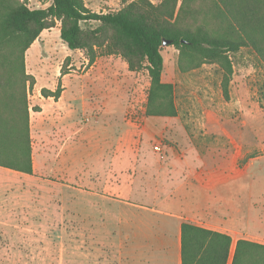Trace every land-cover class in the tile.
Returning <instances> with one entry per match:
<instances>
[{
  "label": "rangeland",
  "instance_id": "rangeland-1",
  "mask_svg": "<svg viewBox=\"0 0 264 264\" xmlns=\"http://www.w3.org/2000/svg\"><path fill=\"white\" fill-rule=\"evenodd\" d=\"M130 1L83 0L96 13H115L124 2ZM148 1L153 5L162 2ZM49 4L38 0L28 2L32 9L46 8ZM96 26L95 23L81 24L82 29ZM36 44L25 55V69L27 74L36 77L39 85H53L64 62V74H113V131L108 134L117 138L140 137L143 145L161 158L169 151H196L202 157L211 156L204 159L208 167H195L198 173L215 169V163L220 162L218 157L238 158L242 169L252 161L257 172L256 187L264 189V184H260L264 180V67L251 50L241 49L227 55L231 65L229 75L219 65L200 59L185 62V71H182L176 48L162 46L161 80L173 86L177 115L158 117L146 115L149 87L146 63L141 71L130 72L121 57L103 56L96 59L95 69L90 70L95 62L90 66L80 51L67 49L59 38V23L43 31V37ZM225 80H228L227 96L223 94ZM83 85L88 86V82ZM92 89L97 97L95 87ZM32 96L33 89L27 94L28 104ZM129 122L136 127L130 132L122 130V124ZM130 146L137 150L136 143ZM155 146L160 148L159 152L154 150ZM175 170L176 181H184L183 166L176 163ZM194 184L187 187L197 186L195 181ZM247 189L246 184L242 185L243 195ZM257 189L253 188L255 197L260 199L261 192ZM64 193L65 205L57 206L61 192L51 182L25 179L0 168V264H121L123 241L117 230L112 227L102 233L103 224L90 219L88 207L74 209L73 191L66 189ZM215 196V191L214 195L209 191L206 200L212 202ZM87 197L82 193V202ZM32 199H40L41 203H32ZM74 214H77L75 218Z\"/></svg>",
  "mask_w": 264,
  "mask_h": 264
},
{
  "label": "crops",
  "instance_id": "crops-1",
  "mask_svg": "<svg viewBox=\"0 0 264 264\" xmlns=\"http://www.w3.org/2000/svg\"><path fill=\"white\" fill-rule=\"evenodd\" d=\"M42 37L43 32L26 53ZM29 75L35 79L28 104L32 175L11 172L51 182L61 192L56 200L60 207L65 205L64 192L71 189L74 209L88 207L90 219L103 224L102 233L112 227L117 230L123 241L121 264H181L180 234L185 223L230 236L231 248L241 239L264 245V189L256 187L252 161L242 169L238 158L218 157L215 169L198 173L195 167H208L204 159L211 156L169 151L161 158L140 137L108 134L113 131V74H56L50 86L39 85ZM58 83L57 98L41 95L42 89L54 93ZM133 127L136 124L123 123L121 129L130 132ZM131 143L137 144V150ZM176 163L185 174L180 183ZM194 181L197 186L187 187ZM253 188L262 198L255 197ZM209 191L212 195L215 191L212 202L206 200ZM82 193L88 196L86 202Z\"/></svg>",
  "mask_w": 264,
  "mask_h": 264
},
{
  "label": "trees",
  "instance_id": "trees-1",
  "mask_svg": "<svg viewBox=\"0 0 264 264\" xmlns=\"http://www.w3.org/2000/svg\"><path fill=\"white\" fill-rule=\"evenodd\" d=\"M38 1L50 4L32 9L29 0H0V168L6 170L32 175L27 94L35 79L26 73L25 54L56 23L62 43L90 66L103 56L121 57L130 72L147 64L148 116L177 115L173 86L161 80L163 40L179 52L182 71L185 62L200 59L230 75L227 55L241 49L251 50L264 67V0H131L115 13L93 12L83 0ZM83 23L97 26L82 29ZM227 85L225 80L224 96ZM59 87L41 95L57 98ZM180 244L181 264H264L263 244L241 239L231 254L230 236L190 223L181 226Z\"/></svg>",
  "mask_w": 264,
  "mask_h": 264
},
{
  "label": "water",
  "instance_id": "water-1",
  "mask_svg": "<svg viewBox=\"0 0 264 264\" xmlns=\"http://www.w3.org/2000/svg\"><path fill=\"white\" fill-rule=\"evenodd\" d=\"M168 45H169V43L167 41L163 40L162 46L165 47V46H168Z\"/></svg>",
  "mask_w": 264,
  "mask_h": 264
},
{
  "label": "built area",
  "instance_id": "built-area-1",
  "mask_svg": "<svg viewBox=\"0 0 264 264\" xmlns=\"http://www.w3.org/2000/svg\"><path fill=\"white\" fill-rule=\"evenodd\" d=\"M154 150H155L156 152H159V151H160V148H159L158 146H155V147H154Z\"/></svg>",
  "mask_w": 264,
  "mask_h": 264
}]
</instances>
